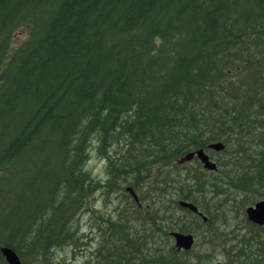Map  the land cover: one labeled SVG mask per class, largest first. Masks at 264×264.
<instances>
[{
  "label": "trees",
  "instance_id": "trees-1",
  "mask_svg": "<svg viewBox=\"0 0 264 264\" xmlns=\"http://www.w3.org/2000/svg\"><path fill=\"white\" fill-rule=\"evenodd\" d=\"M91 146L106 180L85 170ZM197 148L218 154L214 171L176 162ZM129 183L127 198L150 186L131 220H176L145 251L150 232L103 217L96 264H192L169 232L212 239L204 194L242 208L241 235H218L223 264H264V223L243 213L264 199V0H0V247L51 264L86 200Z\"/></svg>",
  "mask_w": 264,
  "mask_h": 264
},
{
  "label": "rangeland",
  "instance_id": "rangeland-1",
  "mask_svg": "<svg viewBox=\"0 0 264 264\" xmlns=\"http://www.w3.org/2000/svg\"><path fill=\"white\" fill-rule=\"evenodd\" d=\"M94 146V145H92ZM90 147L88 159L86 161L85 170L89 171L91 175L99 180H106L107 175L105 172V160L95 153L94 147ZM211 157L214 159L218 156L217 153L211 152ZM189 168L190 170L191 165L190 163H185L181 169L178 172V178L177 179H183L182 182L187 183V181L184 179V176L186 175V169ZM170 169H168L165 172H169ZM185 171V172H184ZM176 174V172H173ZM129 182H131L129 177ZM123 183V182H122ZM129 186V184H122L121 190L115 189L112 192L106 193V191L102 188L99 192L94 193L93 198H88L86 200V209L81 211L79 215L76 217L77 219V232L75 234V244L70 245H64L62 247L56 248L51 252L52 256H49V260L51 261V264H96L99 262L101 247L99 246V242L101 240V236L96 231V228L98 226V222L103 217L109 215L113 219H117L118 217L121 218V222L119 223V226L125 227L129 226L130 230L128 233L132 235V238L138 236L143 237V235L146 232L148 233L147 237L151 236V238L146 239L145 237V245L143 248L145 251L152 250L154 248L153 244H148L150 242V239L153 241H156L158 239H162L164 236L161 235L160 232H155L151 228H154L155 230L159 228H164L165 225L170 224V221H175L176 218L174 215H170L167 217V214H164L166 219H164L163 222L154 221L149 223L148 221H142V223L138 222L140 220H131V216L136 213L138 216L141 214H145L144 212H136L131 206V198H127L125 196V192L122 191L124 186ZM148 185H143V188L140 190H135V193L137 196L142 197V195H146L148 191H146L144 188H149ZM151 197V195H150ZM210 194H204V201L209 206V209H207L208 212L214 214V222L212 225L214 234L212 233V239L208 242H206V235L203 233H199L195 235L192 233L194 241L191 246V256L193 258L189 259L192 264H212L214 262H220L223 264V254H222V247L219 244L218 235L220 233H223L226 238L232 237L234 233L236 235H241L242 231H238L241 229L243 224V218L241 215L242 208L240 207V202L238 201L239 198H234L233 196L229 195L227 197L219 196V197H212L210 198ZM126 198V199H125ZM151 201H155V199H150ZM164 200V199H162ZM219 201L222 202V205L219 204ZM128 204H126V203ZM161 203H164L161 201ZM150 204V203H149ZM213 205H216L217 209L212 208ZM176 212H180L179 210H176ZM150 215L153 214V212L148 211ZM146 213V214H147ZM158 215L163 214L161 212H157ZM244 213V209H243ZM245 214V213H244ZM185 215V214H183ZM182 215V217H183ZM143 216V215H142ZM186 216V215H185ZM190 217V216H189ZM111 219V220H113ZM184 219V218H183ZM187 219L186 222L187 225L193 226L191 222H193L191 219ZM247 220V219H246ZM113 222H116L113 220ZM117 223V222H116ZM139 223V224H138ZM154 225V227H152ZM150 229V230H149ZM205 227H201L200 232H204ZM154 231V232H153ZM141 232V233H140ZM163 233V230H161ZM155 233V234H154ZM154 234V235H153ZM131 235H129L131 237ZM230 235V236H228ZM128 236V237H129ZM143 239V241H144ZM171 243L173 244V239ZM148 241V242H146ZM167 241V240H166ZM113 242V241H112ZM105 247V246H104ZM161 248V247H160ZM165 248V247H164ZM163 249V248H162ZM141 251L143 249L141 248ZM147 254V253H145ZM197 257L198 260L194 262V258Z\"/></svg>",
  "mask_w": 264,
  "mask_h": 264
},
{
  "label": "water",
  "instance_id": "water-1",
  "mask_svg": "<svg viewBox=\"0 0 264 264\" xmlns=\"http://www.w3.org/2000/svg\"><path fill=\"white\" fill-rule=\"evenodd\" d=\"M208 147L214 150H221L223 149L224 145L220 141H217L208 144ZM194 157L201 163L204 169L210 171H214L216 169L215 162L211 160L201 148H197L192 151L186 152L185 154L177 158L176 162L178 164H182L184 162L191 160ZM125 189L130 193L132 198L135 201H137L136 194L132 191V189L130 187H126ZM177 203L179 206L187 208L192 212H197L196 206L191 202L179 200ZM244 213H245V218L248 221L255 223L257 225H262L264 223V199H260L254 202L252 205L246 206L244 209ZM204 219L205 217H203V220ZM169 235L172 237L173 245L177 250L190 249L194 241L193 235L191 233L171 231L169 232ZM0 252L7 264H21L19 257L11 248L6 246L0 247ZM212 264H221V263L214 262Z\"/></svg>",
  "mask_w": 264,
  "mask_h": 264
},
{
  "label": "flooded vegetation",
  "instance_id": "flooded-vegetation-1",
  "mask_svg": "<svg viewBox=\"0 0 264 264\" xmlns=\"http://www.w3.org/2000/svg\"><path fill=\"white\" fill-rule=\"evenodd\" d=\"M135 193V192H134ZM130 194V193H129ZM136 194V193H135ZM136 197H138L137 195H136ZM130 198H131V200L136 204V206H137V208H138V211L140 212H142V210L143 209H148L147 207H145V208H143V207H141V205L138 203V198H137V201H135L133 198H132V196L130 195ZM139 224V223H138ZM131 235V234H130Z\"/></svg>",
  "mask_w": 264,
  "mask_h": 264
},
{
  "label": "bare ground",
  "instance_id": "bare-ground-1",
  "mask_svg": "<svg viewBox=\"0 0 264 264\" xmlns=\"http://www.w3.org/2000/svg\"><path fill=\"white\" fill-rule=\"evenodd\" d=\"M213 143V142H212ZM209 148V147H208ZM207 155H208V157L211 159V160H213L211 157H210V155L203 149V148H201ZM210 149H212V148H210ZM216 151H219V150H216Z\"/></svg>",
  "mask_w": 264,
  "mask_h": 264
}]
</instances>
